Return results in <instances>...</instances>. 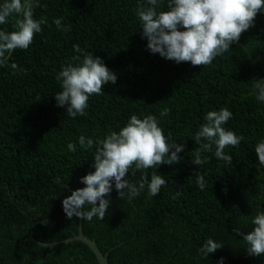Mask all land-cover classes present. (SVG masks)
<instances>
[{
    "label": "trees",
    "instance_id": "16d2710c",
    "mask_svg": "<svg viewBox=\"0 0 264 264\" xmlns=\"http://www.w3.org/2000/svg\"><path fill=\"white\" fill-rule=\"evenodd\" d=\"M39 4L43 7L33 15L45 17L47 24L28 49L14 50L0 67V264H97L79 241L49 248L30 238L52 243L77 233L79 220L66 218L61 201L84 187L80 178L94 171L95 145L87 150L77 145L75 151L66 145L81 134L102 139L133 113L157 116L165 135L184 143L183 159L141 170L148 179L153 172L164 176L166 184L157 196L148 198L145 191L128 201L113 188L103 220L81 219L83 233L107 254L108 264H216L220 257L224 264H264V254L249 256L235 233L251 230L241 216L252 215L257 207L264 211V167L253 151L264 137V104L251 89L264 76V57L253 61L236 43L210 65L176 64L147 51L136 0ZM59 17L69 32L57 31L52 21ZM13 22L0 28L12 31ZM238 41L252 58L264 55V14H257ZM73 44L100 57L117 80L90 97L86 115L69 118L52 95L60 91L55 75L61 64L79 55ZM13 63L24 72L13 70ZM220 107L232 112L225 127L242 139L224 149L229 163L202 152L201 159H208L199 170L192 164L197 145L191 137L203 114ZM163 108L168 115L159 117ZM197 170L206 182L203 191L195 183ZM141 171L130 170L128 179L138 181ZM207 238L223 247L202 259L197 249Z\"/></svg>",
    "mask_w": 264,
    "mask_h": 264
},
{
    "label": "clouds",
    "instance_id": "9594fccd",
    "mask_svg": "<svg viewBox=\"0 0 264 264\" xmlns=\"http://www.w3.org/2000/svg\"><path fill=\"white\" fill-rule=\"evenodd\" d=\"M136 15L140 22L141 39L146 40V49L151 54H158L165 60L176 64L189 62L192 66H207L213 60L227 52L237 43L242 32L248 30L258 13L264 14V0H136ZM43 7L39 0H0V25L14 20L7 31L0 28V67L8 64V58L14 50H26L33 42L34 35L42 31L47 24L45 17H34L33 10ZM166 8V10H161ZM63 17L54 18L53 24L61 33L69 32L70 26L62 24ZM72 50L79 55L71 56L62 63L55 75L60 91L52 96L56 107L63 108L67 117L86 115L88 100L92 95H100L106 84H115L117 75L107 68L104 61L91 52H85L79 44H73ZM13 70L21 73L23 68L11 64ZM258 94L264 98V82L257 85ZM159 117H166L168 109L163 108ZM232 119V112L227 107L209 110L202 116V123L191 139L197 145L192 164L201 170L207 162L201 153L211 151L218 161L231 162L225 153L226 146L235 147L242 137L226 128ZM93 149L91 167L94 171L82 176L79 182L82 188L71 190V194L62 199V211L66 218L72 217L91 221L93 217L103 220L111 203L108 195L113 188L119 199L131 201L140 193L155 197L166 184L164 176L153 172L150 179L141 170L158 168L161 164L181 163L184 143L172 140L171 134L165 135L157 116L148 114L138 117L131 114L118 130L108 131L102 139L83 134L76 142L67 143L68 151ZM256 163L264 167V137L253 145ZM141 171L140 179L132 182L128 179L129 171ZM194 173L197 187L203 191L205 179L201 171ZM264 192V189H260ZM174 198V196H173ZM243 224H250L251 230L240 236L245 251L249 256L264 254V211L257 207L250 216H241ZM46 224L47 220H41ZM223 245L207 238L197 249L200 258H208ZM216 264H224L220 257Z\"/></svg>",
    "mask_w": 264,
    "mask_h": 264
},
{
    "label": "water",
    "instance_id": "95a60500",
    "mask_svg": "<svg viewBox=\"0 0 264 264\" xmlns=\"http://www.w3.org/2000/svg\"><path fill=\"white\" fill-rule=\"evenodd\" d=\"M238 45H240L241 47H243L246 52H247V56L248 58H250L253 61H258L259 59H261L262 57H264V55H259L256 58H252L250 52L248 51L247 47L242 43V42H237ZM264 81V76L262 78H259L258 80H256L251 89L255 95V97L259 100V102L264 104V98H261L258 94V89H257V85L261 82ZM78 227H77V233L71 237H68L66 239L63 240H59L56 242H52V243H42L39 241H36L33 238H30V240L34 243H38L41 246H47L49 248H52L58 244H65V243H69V242H73V241H79L82 244H84L86 247H88V249L93 253L97 264H108V260H107V254H102L101 250L98 248V246L96 245L95 241L88 238L82 231V227H81V219H78Z\"/></svg>",
    "mask_w": 264,
    "mask_h": 264
},
{
    "label": "bare ground",
    "instance_id": "6f19581e",
    "mask_svg": "<svg viewBox=\"0 0 264 264\" xmlns=\"http://www.w3.org/2000/svg\"><path fill=\"white\" fill-rule=\"evenodd\" d=\"M104 112V111H103Z\"/></svg>",
    "mask_w": 264,
    "mask_h": 264
}]
</instances>
